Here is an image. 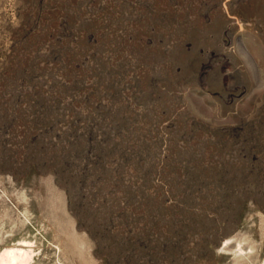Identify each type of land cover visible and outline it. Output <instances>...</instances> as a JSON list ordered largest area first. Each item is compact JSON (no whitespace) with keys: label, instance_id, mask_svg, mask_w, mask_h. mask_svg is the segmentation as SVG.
Listing matches in <instances>:
<instances>
[{"label":"rangeland","instance_id":"rangeland-1","mask_svg":"<svg viewBox=\"0 0 264 264\" xmlns=\"http://www.w3.org/2000/svg\"><path fill=\"white\" fill-rule=\"evenodd\" d=\"M264 264V0H0V264Z\"/></svg>","mask_w":264,"mask_h":264},{"label":"bare ground","instance_id":"bare-ground-1","mask_svg":"<svg viewBox=\"0 0 264 264\" xmlns=\"http://www.w3.org/2000/svg\"><path fill=\"white\" fill-rule=\"evenodd\" d=\"M18 252H21V249H15V250H12L10 252L11 256H15L12 259V264H19L20 263V260H19V257H18ZM18 260H19V263H18Z\"/></svg>","mask_w":264,"mask_h":264}]
</instances>
